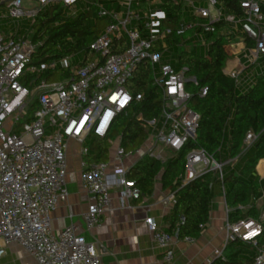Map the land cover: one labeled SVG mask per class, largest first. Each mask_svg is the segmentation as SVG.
I'll list each match as a JSON object with an SVG mask.
<instances>
[{
	"label": "built area",
	"instance_id": "2783aa9c",
	"mask_svg": "<svg viewBox=\"0 0 264 264\" xmlns=\"http://www.w3.org/2000/svg\"><path fill=\"white\" fill-rule=\"evenodd\" d=\"M87 0H0V21L10 19L16 29L0 26V257L5 255L11 242L22 246L37 264H102L95 243L69 225L58 232L52 228V213L60 202L67 200L68 148L71 141L79 145L82 168L81 183L88 196L87 210L82 214L88 229L97 226L108 211L112 193H116L121 208L132 207L142 195L127 172L143 158L165 162L195 142L201 116L191 106L192 91L199 88L204 97L208 87H200L199 79L188 74V67L176 69L169 57L167 44L154 50V43L170 33L161 29L165 11L152 9L142 12L141 0L119 1V9H109L97 2L99 17L109 23L89 49L94 60L84 65L71 61L73 53L50 63H35L33 54L40 45L35 43L33 25L37 15L49 5L61 2L70 15L75 16L77 2ZM115 0H112L114 3ZM150 4L151 0H147ZM184 4L189 11L206 22H182L179 31L201 25L206 32H214L215 24L225 21L233 56L227 61L224 73L242 85L248 67L261 65L264 57V0H235L241 16L228 14L218 7L217 0H204L206 7H198L196 0H172ZM124 9V10H121ZM29 20L30 28L21 32L20 19ZM126 36L129 46L123 51H111L116 39ZM207 46V42H202ZM242 53V58L240 54ZM82 54V53H81ZM83 55V54H82ZM81 62V64L84 61ZM149 62L153 85L159 91L160 112L145 118L142 111L133 110L143 94H132L128 83L138 66ZM60 66L69 71L59 80H47L43 73ZM143 121L145 138L135 149H127L121 135L114 138L113 127L120 115ZM90 135L117 140L113 155L104 161H94L89 155L87 139ZM257 138L249 132L245 138L248 148ZM168 154V155H167ZM136 157L130 166L126 161ZM237 158L230 159L232 165ZM227 163V162H225ZM202 147H194L185 154L182 184L214 172L223 181L224 164ZM222 195L226 206V237L215 249L214 257L225 259V250L234 240L257 244L262 223L252 218L236 222L229 220L230 208L226 201V187ZM264 196V195H263ZM176 194L170 191L160 200L174 205ZM238 209H243L241 205ZM259 219L264 212L257 211ZM180 222L185 221L181 216ZM156 244L165 248L159 264L174 260V243L179 230L168 232L160 228L153 217L144 220ZM206 225L201 226V231ZM256 233L254 236L250 235ZM182 240L193 242L187 236ZM211 263V259L208 260ZM246 264V263H244ZM251 264H264V245Z\"/></svg>",
	"mask_w": 264,
	"mask_h": 264
},
{
	"label": "trees",
	"instance_id": "16d2710c",
	"mask_svg": "<svg viewBox=\"0 0 264 264\" xmlns=\"http://www.w3.org/2000/svg\"><path fill=\"white\" fill-rule=\"evenodd\" d=\"M144 1V0H141ZM156 1V0H155ZM103 3L109 9H119L112 0H87L78 9L75 16L69 14L63 3L58 2L42 10L33 25L32 38L40 42L33 54L35 63H50L73 53H82L81 65L94 60L95 54L89 49L90 43L102 34L109 23L107 18L99 17L95 4ZM218 7L228 14L241 16L239 4L235 0H217ZM157 8L165 11L161 29H169L164 40L154 43V50L167 44L166 57L171 59L176 69L188 67V74L199 79L200 87H208V93L202 97L199 88H190L192 99L190 106L200 114L198 136L182 152L165 162L153 158H143L134 165L127 177L136 183L142 196L151 195L156 178L161 175L163 189L176 194V202L167 216L169 231L179 230V238L196 239L201 235V226L210 221V212L215 197L222 194L223 183L226 187V201L230 208L229 220L236 222L252 218L262 223L257 244L240 240L231 241L225 250L222 264H251L259 249L264 245V219H259L257 210L252 207L243 212L239 205H250L264 195V178L257 171V165L264 159V71L243 89L235 79L224 73L227 61L233 56L230 26L225 21L215 24L214 32L204 31L201 25H195L184 32L179 31L182 22H200L189 9L172 0H160ZM202 42H207V46ZM129 46L126 36L111 44V51L123 52ZM203 51V52H200ZM260 64H264V57ZM69 71L60 66L48 69L42 75L47 80H59L68 76ZM132 94L141 93L143 99L133 110L142 111L145 118H152L160 112L159 91L153 85L149 62H142L134 78L128 83ZM249 132L257 135L255 141L246 148L245 138ZM121 135L127 149L139 147L145 138L143 121L120 115L114 124L112 137ZM108 139L90 135L87 139L89 155L94 161H104L109 155ZM194 147H202L218 161L223 163V181L216 173L208 172L186 184H182L181 175L185 168V154ZM237 158L233 163L230 159ZM264 212V205L262 207ZM181 216L185 217L180 222ZM240 241V242H239ZM239 244V245H237Z\"/></svg>",
	"mask_w": 264,
	"mask_h": 264
},
{
	"label": "crops",
	"instance_id": "0c3cea01",
	"mask_svg": "<svg viewBox=\"0 0 264 264\" xmlns=\"http://www.w3.org/2000/svg\"><path fill=\"white\" fill-rule=\"evenodd\" d=\"M151 2H154V6L149 4V7L153 10L158 9L160 0H151ZM242 56L241 53L240 57ZM249 68L251 67H248L243 75V89L255 80ZM78 150L77 142L71 141L68 148L67 174L69 195L67 200L60 202L57 210L52 213L53 231L58 232L71 224L77 226L79 233L83 234L89 242L95 243L102 264H159L165 248L154 242L144 220L146 217H153L161 229L172 232L169 231L167 216L173 206L160 200L167 196L170 190L163 189L161 175L156 178L152 194L132 202L131 209L121 208L118 203V194L112 193L108 211L105 212L101 222L88 229L82 216L87 210L88 196L81 183L80 160L82 159ZM136 160V157H130L126 164L130 166ZM257 171L260 177L264 178V174L258 169ZM224 198L222 194L214 198L210 221L197 240L185 242L181 238L174 243V260L171 264H222L218 258L214 257L213 252L223 245L226 237L227 214ZM263 205L264 196L250 205H241L243 209L240 210L246 212L254 207L257 211H263ZM210 259L211 263H208ZM0 264H37V262L22 246L11 242L5 255L0 257Z\"/></svg>",
	"mask_w": 264,
	"mask_h": 264
},
{
	"label": "rangeland",
	"instance_id": "374dc122",
	"mask_svg": "<svg viewBox=\"0 0 264 264\" xmlns=\"http://www.w3.org/2000/svg\"><path fill=\"white\" fill-rule=\"evenodd\" d=\"M119 1H124V0H115L114 3L118 5ZM134 1H137V0H134ZM196 1H197L196 3H197L198 7H206L207 6L206 2L204 0H196ZM150 4L153 5L154 2H151ZM77 5H78V7L84 6L85 2L84 1H78ZM183 6H184V8L190 9L186 3H184ZM141 8H142V12L149 10V3L147 0L141 1ZM121 10H124V9H121ZM3 11H4L3 8H0V14H2ZM19 21L21 24V27H20L21 32H25L27 29L30 28L29 20L23 18V19H20ZM200 22H206V21L203 19H200ZM12 24H14V23L10 19H3L2 21H0L1 29L2 28H5L6 30L16 29V26H13ZM200 52H203V51H200ZM82 60H83V55L81 53H79V54H77V56H75V58L71 61V63L74 65H80ZM249 69H250V71H252L253 78L256 79L257 76H259L261 74V72L264 71L263 70L264 64L252 66ZM116 143H117V140H113V143L111 142V144H109V155L110 156L113 155V153H114Z\"/></svg>",
	"mask_w": 264,
	"mask_h": 264
},
{
	"label": "bare ground",
	"instance_id": "6f19581e",
	"mask_svg": "<svg viewBox=\"0 0 264 264\" xmlns=\"http://www.w3.org/2000/svg\"><path fill=\"white\" fill-rule=\"evenodd\" d=\"M257 169L260 171V173L264 174V160H260ZM256 233L250 235V237L254 236Z\"/></svg>",
	"mask_w": 264,
	"mask_h": 264
}]
</instances>
